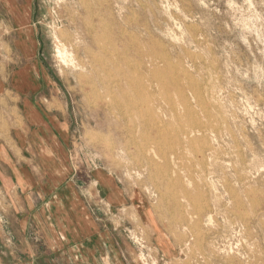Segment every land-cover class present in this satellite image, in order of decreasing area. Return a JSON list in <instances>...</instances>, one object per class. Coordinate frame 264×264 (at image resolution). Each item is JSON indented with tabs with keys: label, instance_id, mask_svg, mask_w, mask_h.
I'll return each mask as SVG.
<instances>
[{
	"label": "rangeland",
	"instance_id": "1",
	"mask_svg": "<svg viewBox=\"0 0 264 264\" xmlns=\"http://www.w3.org/2000/svg\"><path fill=\"white\" fill-rule=\"evenodd\" d=\"M105 1L86 0L99 11L93 22L100 24L101 47L121 48L119 37L103 32L115 31L117 24L137 40L160 45L154 51L165 59L159 61L161 83L150 75L154 53H131L133 64L144 60L145 75L125 66L120 71L140 78L148 105L160 108L153 113L158 117L144 110L145 120L130 111L126 116L118 107L112 116L99 105L105 86L117 91L116 82L104 85L90 75L92 58L83 49L89 39L65 19L64 5L75 0L11 4L15 20L0 2V72L8 75L9 68L21 66L23 52L44 67L46 92L56 95L67 113L84 175L108 171L131 198L132 209L111 210L128 264H264V0ZM64 46L66 55L60 53ZM101 54L107 56H98V67L122 66L114 54ZM166 60L175 69L165 67ZM24 78L23 72L14 75L23 90L29 87ZM2 86L0 81V144L10 138L17 115L13 94ZM118 120L125 136L109 128ZM156 125L168 132L166 146L175 138L179 144L167 149L147 141V149L140 150L143 132L157 136L155 143L161 140ZM181 127L192 130V144Z\"/></svg>",
	"mask_w": 264,
	"mask_h": 264
},
{
	"label": "crops",
	"instance_id": "2",
	"mask_svg": "<svg viewBox=\"0 0 264 264\" xmlns=\"http://www.w3.org/2000/svg\"><path fill=\"white\" fill-rule=\"evenodd\" d=\"M21 1L0 0L13 20L11 4ZM23 57L8 75L0 72L17 107L0 144V264H128L111 210L132 209L131 198L108 171L84 175L67 113L46 92L44 67ZM20 72L25 90L15 85Z\"/></svg>",
	"mask_w": 264,
	"mask_h": 264
},
{
	"label": "bare ground",
	"instance_id": "3",
	"mask_svg": "<svg viewBox=\"0 0 264 264\" xmlns=\"http://www.w3.org/2000/svg\"><path fill=\"white\" fill-rule=\"evenodd\" d=\"M89 1V0H88ZM104 1V0H103ZM101 2V0H98V3ZM107 2V0L105 1ZM75 4H72V5H67L65 6L64 5V8H65V12H66V21L72 26L74 27L75 29H79L81 28L83 30V33H84V36H83V40L85 41L86 39L88 40V42L90 41V44H87L83 47L84 51L87 53V57H91L89 58L91 61L89 63H92V73L90 75H95L97 76L98 79H100V81L105 85L106 82H116V87H117V91H114L111 89V86L110 85H106L105 86V92L100 96V106H102V109L103 108H106V111L108 112H112V116H115L116 114V107H118L120 110H121V113L123 115H126L127 116V113L130 111V113H135L139 116H142L144 115V120L146 119V116L145 114L141 113L140 110H144L146 114H151V116H149L150 118H155V117H158L157 116H154V112H155V109H160L158 106H157V103H153L152 105H148V95L144 96V83L139 80L137 77L138 76H129V73H120V71L122 70V67H126L128 69L129 72H132L133 74H143L145 75L144 73V66H145V62L144 60H141L140 61H135V63L133 64V58L131 56V53L132 51H140L144 57V55L147 53V54H152V58L150 59V67H152L151 69V76L153 79L157 80L159 83H161L162 79H161V76H162V73H163V68L162 65H159V61L160 60H165L164 58L161 59L159 58L160 56L158 55V47L157 46H160L158 43L156 42H152L151 40H142V39H139L137 40V36H135L133 33L134 32H131V30H128V29H125V27H123L122 25H119L117 24V26L115 27V31H112V28L109 29L107 31V28L105 27L106 24H107V21L105 20L104 22L106 23H103L105 24V26L103 27L106 28L103 32H104V35L105 36H109V37H114L113 35L115 34L116 36L115 37H119V41L120 44H121V48L119 47H114V48H108L109 50H105V48L103 47L104 44L102 43L101 45H103L102 47L100 46V41L102 40V35L100 32H99V26L100 24L98 23V25H96V21L93 20L94 17H97L99 16V11L96 9V8H92L90 5L87 4L86 0H75L74 2ZM89 3V2H88ZM96 3V2H95ZM111 3V2H110ZM67 4V2L65 3ZM94 4V3H93ZM102 6L104 4H101ZM111 5V4H110ZM95 6V5H94ZM101 6V8H102ZM105 6V5H104ZM103 6V8H104ZM99 7V6H98ZM97 7V8H98ZM107 7H108V4H107ZM106 7V8H107ZM112 7V6H110ZM102 8V9H103ZM113 8V7H112ZM100 10V9H99ZM107 11V9H106ZM112 10H110V14L112 15L111 13ZM114 11V10H113ZM104 12V11H103ZM102 12V13H103ZM23 13V12H22ZM21 13V14H22ZM101 13V14H102ZM106 13V12H104ZM116 13V12H115ZM122 13V12H121ZM114 15V13H113ZM116 15V14H115ZM114 15V16H115ZM123 15V14H122ZM102 16V15H101ZM100 16V17H101ZM107 15H105L106 17ZM104 17V16H103ZM104 17V18H105ZM109 18V17H108ZM107 18V19H108ZM99 19V18H98ZM126 19V18H125ZM121 20V19H120ZM96 23H94V22ZM99 21V20H98ZM100 21L102 22L101 18H100ZM112 20H110L111 22ZM123 21V20H122ZM109 22V23H110ZM120 22V21H119ZM67 23V24H68ZM128 23V22H127ZM102 24V23H101ZM112 24V23H110ZM124 24V23H123ZM127 25V24H126ZM110 28V27H109ZM114 33V34H113ZM108 37V38H109ZM67 38V37H66ZM118 39V38H117ZM108 42V41H107ZM110 42H111V39H110ZM116 42V41H115ZM113 44H116V43H112ZM66 45V44H65ZM108 45V44H107ZM67 46V45H66ZM66 46H64L63 48V51L60 50V53H63L65 54V52L68 53V50L66 48ZM94 46L98 47L99 53H96L95 49H94ZM155 47H157L158 49L154 51ZM146 48V50H145ZM112 49V50H111ZM162 49V47L160 48ZM78 50V49H77ZM152 51V52H150ZM106 54H114L115 57L118 58V62L119 63H122V66L120 65L119 67H117L115 64L112 63L113 67H106V65H101L100 63V66L101 67H98L97 65H99V61H100V58L98 56H102L101 53H105ZM108 52V53H107ZM61 55V54H60ZM66 55V54H65ZM64 55V56H65ZM160 55L162 56L161 52H160ZM107 56V55H106ZM105 56V57H106ZM166 56V55H164ZM103 57V56H102ZM103 57V58H105ZM110 58V56H109ZM166 58V57H165ZM108 59V58H107ZM112 59V58H111ZM115 59V58H114ZM135 59V58H134ZM85 60V59H84ZM83 60V61H84ZM113 60V59H112ZM133 60V61H132ZM110 61V59L108 60ZM104 62H107V61H104ZM166 62V65L165 67H172V64L174 63H170V61L168 62V60L165 61ZM74 63V62H73ZM82 64V63H81ZM86 64V63H85ZM104 64V63H102ZM107 66L109 63H106ZM178 64V63H177ZM77 65V64H76ZM80 65V64H79ZM111 65V66H112ZM82 66H84L82 64ZM178 67V66H177ZM175 69V67H172V69ZM166 69V68H165ZM182 69V68H181ZM182 70H185V69H182ZM91 71V70H90ZM166 71V70H165ZM173 71V70H172ZM171 71V73H172ZM175 71V70H174ZM166 73V72H165ZM174 73V72H173ZM181 73V72H180ZM184 73V72H182ZM186 73H188L186 71ZM147 74V73H146ZM149 74V73H148ZM147 74V75H148ZM189 74V73H188ZM188 74H186L188 76ZM170 76H172L171 74H169ZM175 75V74H173ZM185 75V76H186ZM180 76V74H179ZM183 76V75H182ZM184 76V78H185ZM175 76H173L174 78ZM172 78V77H170ZM177 78V77H175ZM179 80L181 81V79L179 78ZM168 84H170L168 82ZM166 84V85H168ZM173 84V83H172ZM178 84V83H177ZM165 85V84H164ZM165 85V86H166ZM167 87V86H166ZM146 88V87H145ZM168 88V87H167ZM179 92V91H178ZM146 93V92H145ZM159 94V93H158ZM180 94V93H179ZM160 95V94H159ZM162 95V94H161ZM169 96V95H168ZM182 96H184V93L182 94ZM161 97V96H160ZM162 97H165L164 95H162ZM161 97V98H162ZM181 97V95H180ZM200 97V96H199ZM183 98V97H181ZM142 100V102H141ZM164 102L165 99H163ZM167 100V99H166ZM170 100V98L168 99ZM184 98H183V103L184 105L186 106V103L184 102ZM152 101V100H151ZM171 102L173 103L174 101H172L171 99ZM170 102V103H171ZM169 104V102L167 103ZM141 105L140 108H138V106ZM170 106V105H169ZM174 106V105H173ZM172 106V107H173ZM184 107V106H183ZM185 109V108H184ZM119 110V111H120ZM174 110H176L174 108ZM173 110V111H174ZM191 110V109H190ZM9 111V110H8ZM173 111H171L173 113ZM186 111H189L186 109ZM178 112V111H177ZM179 113V112H178ZM177 113V115H178ZM183 113V112H182ZM180 113V114H182ZM186 113V112H185ZM175 114V113H173ZM172 114V115H173ZM184 114V113H183ZM187 114V113H186ZM191 115V114H190ZM193 115V114H192ZM176 114L173 115V117L176 119ZM178 116H181V115H178ZM184 116V115H183ZM186 116V115H185ZM184 116V118H186ZM14 117V116H12ZM160 118V117H159ZM182 120H183V123H185L186 121L183 119V117H181ZM179 120H181L179 118ZM3 121V119H2ZM176 121V120H175ZM192 121V120H190ZM180 122V121H179ZM199 122V120H198ZM4 123V122H3ZM182 123V122H181ZM7 124V123H5ZM187 125L189 124L188 121L186 123ZM1 125V124H0ZM8 125V124H7ZM182 125V124H181ZM4 126V124H3ZM2 126V127H3ZM6 126V125H5ZM154 127V126H153ZM156 127V130L158 131V134L161 137V140L158 141L157 143H155L157 141V136H152L150 135L151 133H147V132H143L142 136H141V139L143 140V142L139 143L138 145V148H140V150H146L147 149V145H146V142H150V143H154L156 146H158L160 148V146L162 145L163 148L165 147H168L167 149H170L169 147H172L175 148L178 144H179V140H181L179 138H175V142L174 144L170 145V146H166L167 144V138L168 137V132L167 131H159L162 127H159V126H155ZM177 127H178V124H177ZM184 127V125H183ZM109 128H115L116 129V132L118 133L119 136H125L124 134V129H122L121 127V124H120V120H118L116 123L113 122V126L111 124H109ZM180 128V126H179ZM182 128V127H181ZM185 128V127H184ZM189 128V127H188ZM3 129V128H2ZM9 129V128H8ZM183 129V128H182ZM187 129V128H186ZM3 131V130H2ZM178 131V130H177ZM180 131V130H179ZM178 131V132H179ZM183 131H186L185 129H183ZM182 131V132H183ZM180 133V132H179ZM184 133V132H183ZM181 133V134H183ZM190 133H192V130L189 129L185 132V134L187 135V142L189 144H192L193 143V138L190 135ZM172 135H174L172 132H171ZM177 137V136H176ZM167 139V140H166ZM132 139H130L131 141ZM195 140V139H194ZM164 144H163V143ZM195 142V141H194ZM169 143V142H168ZM182 143V142H181ZM128 144V142L126 143ZM127 146V145H125ZM190 146V145H189ZM214 149V148H213ZM165 150V149H164ZM155 154V153H154Z\"/></svg>",
	"mask_w": 264,
	"mask_h": 264
}]
</instances>
